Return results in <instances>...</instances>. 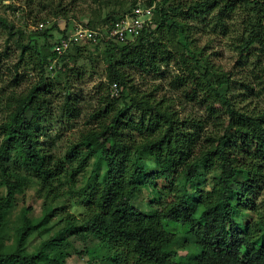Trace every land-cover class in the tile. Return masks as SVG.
Masks as SVG:
<instances>
[{
	"label": "rangeland",
	"instance_id": "rangeland-1",
	"mask_svg": "<svg viewBox=\"0 0 264 264\" xmlns=\"http://www.w3.org/2000/svg\"><path fill=\"white\" fill-rule=\"evenodd\" d=\"M194 1L170 0L166 4L173 7L178 3L183 11L178 14L170 11V21L163 26L154 24L145 42H135L129 48V51L143 53L136 60H129L126 52L118 48L107 51L106 44L85 45L78 56L71 53L49 72L47 67L53 59L46 67L40 56L48 55L49 47L62 36L61 31L71 34L78 27L108 29L114 19L130 11L134 4L144 5L148 0H0V18L6 24L0 26V142L3 127L19 113L43 76L45 89L42 85L37 90L39 97L29 100L33 110H27L25 114L30 120L36 112L39 146L49 156L50 167L58 172L52 186L44 188L34 180L16 194L2 236L5 246L12 244L22 215L37 221L47 208L55 213L46 226L29 234L25 242L28 253L36 252L42 242L61 229L66 218L80 222L89 216L84 200L86 196L95 197L97 180L90 178L93 158L79 155L84 153L87 138L93 132L98 133L101 125H108L117 111L122 110L125 118L122 121L127 124H136L141 116H147L145 130L140 134L126 128L122 139L117 135L110 140L111 144L115 139L120 140L114 145L119 148L117 150L133 154L134 146L148 136L146 128L153 124L150 108H155L170 115L181 133L192 135L191 142L186 144L192 151L188 160L192 161L205 150L213 149L216 139L228 127L226 106L221 98L209 96L210 87L225 96L236 112L255 115L264 111V54L258 52L257 45L248 50L241 45L250 31L246 22L250 7L233 0L236 7L231 12L225 11L222 5L210 12L207 7L198 14V11L188 9ZM153 3L158 7L161 0ZM40 24H43L42 28ZM45 31H49L52 38L41 36ZM109 54L113 55L116 69L129 79L125 99L118 102L114 99L120 98L121 89L109 77ZM217 80L223 82L222 87ZM113 83L117 84V95L112 92ZM107 96L109 100L104 103ZM67 97L71 98L72 117L64 113ZM156 138L146 139L144 143ZM92 144L97 146V152L99 143L93 140ZM72 146H77L78 157L71 162L59 163ZM173 148L187 152L180 144ZM152 159V156H146L144 160L149 175L158 171ZM239 160L240 156L236 161ZM218 163L213 161L209 165L217 168ZM259 166L263 176L251 178L254 184L250 185L252 190L248 193V198L256 205L264 201V163L260 162ZM184 168V160L179 161L170 179L156 178L152 186L142 188L132 203L144 213L149 212L153 202L157 203L155 209L172 204L185 183ZM196 168L204 173V189L209 191L214 169ZM240 179L236 178V181ZM2 191L0 189V194ZM249 213L254 216L253 212ZM246 217L241 216V221ZM162 225L167 233L174 235L176 242L182 241L185 229L166 221ZM98 243L94 236L68 232L61 248L69 256L63 261L50 259L49 264H98V260L92 261L89 253L97 250ZM179 245H175L174 250L180 262L192 263L195 250ZM97 254L99 251L93 255Z\"/></svg>",
	"mask_w": 264,
	"mask_h": 264
},
{
	"label": "trees",
	"instance_id": "trees-1",
	"mask_svg": "<svg viewBox=\"0 0 264 264\" xmlns=\"http://www.w3.org/2000/svg\"><path fill=\"white\" fill-rule=\"evenodd\" d=\"M238 1L250 7L246 21L250 31L241 45L244 50L257 45L258 52L264 54V0ZM153 2L154 0H148L146 5ZM169 2L170 0H161L156 7L153 22L157 26H163L171 20L170 11L173 14L183 11L182 5L178 3L173 7L166 6ZM222 5L225 11L231 12L236 7V1L195 0L188 9L201 14L200 12L207 7V11H212ZM4 25H6L4 20L0 18V26ZM61 33L65 35L67 31ZM151 33V31L144 33L135 42L142 44ZM41 36L52 38L49 31L43 32ZM135 42L122 47L108 44L107 51L121 49L126 52L127 58L133 61L143 54L140 51H129ZM52 47L53 44L49 47L47 56H40L41 63H45L46 67L54 58ZM80 51L81 47H74L60 60L69 58L71 53L78 56ZM112 58L113 55L109 54L107 70L109 77L121 89L120 98L114 99L118 102L125 99L129 79L128 75L116 69ZM45 81L42 76L30 93L28 101L23 103L19 113L3 127L2 131L0 264H49L50 259L63 261L69 255L63 251L61 243L65 241V234L72 231L98 239L96 251H99V255H93L96 252L94 250L89 252L92 261L98 260V264H182L174 250L178 243L179 246L195 250L193 262L187 264H264V201L261 205H256L248 198V193L252 190L250 185L254 184L251 178L263 176L259 163H264V111L255 115L236 112L225 96L219 94L213 87L208 91L209 96L221 98L228 114V127L216 139L213 149L205 150L195 161L188 160L192 151L186 144L191 142L192 135L181 133L170 115L149 107L153 111L152 115L150 113L153 124L146 128L148 136L134 146L136 148L132 155L127 154L125 150L119 151L114 145L120 143V140L115 139L113 144L110 140L118 136L122 139L121 135L126 128L140 134L145 130L147 117L143 115L136 124H127L122 121L124 116L122 117V110H119L108 125H101L98 133L93 132L87 138L84 153L79 155L93 158L90 178L97 180L95 197L86 196L84 200V207L88 210L89 216L80 222L74 218H66L61 229L42 242L36 252L28 253L25 250V242L29 234L41 226H46L55 213L47 208L37 221L22 215L21 225L14 234L12 244L5 246L2 243V236L16 194L34 180L44 188L52 186L54 177L58 175V172L49 165V156L39 146L36 112L34 111L30 120L25 114L27 110H33L29 100L31 102L34 96L39 97L37 90ZM217 83L220 87L223 86L222 81L217 80ZM42 88L45 89L44 85ZM262 90L264 91V87ZM70 100L71 98L67 97L64 111L68 117H72L73 114L70 110ZM108 100V96L105 97L104 103ZM209 110L212 111V107ZM156 136L152 142L144 143L146 139ZM93 140L99 143L97 152V146L92 144ZM175 144H180L182 149L187 148V152L174 150ZM76 149L77 146H72L59 163L75 160L78 157ZM146 156L153 157L154 167L158 169L156 174L147 173L144 166ZM239 156L241 160L236 161ZM181 160L185 163L182 171L185 183L179 188L172 204L155 209L157 203L152 201L149 212L144 213L132 203L142 188L152 186L156 178L170 179ZM213 161L219 162L217 168L209 165ZM197 166L204 170L214 169L210 190L207 192L204 189L205 175L197 170ZM236 178L241 179L236 181ZM248 212H253L254 216H250ZM241 216L247 217L241 221ZM164 221L177 224L186 230L182 241L176 242L174 235L164 230L162 225ZM52 252L54 253L51 258Z\"/></svg>",
	"mask_w": 264,
	"mask_h": 264
},
{
	"label": "built area",
	"instance_id": "built-area-1",
	"mask_svg": "<svg viewBox=\"0 0 264 264\" xmlns=\"http://www.w3.org/2000/svg\"><path fill=\"white\" fill-rule=\"evenodd\" d=\"M155 3L151 5H134L130 11L117 17L108 29H87L78 27L71 34H65L53 43L52 53L53 61L48 65L49 72L55 70V64L74 47H83L85 45L112 44L114 46H123L141 37L144 33L150 32L154 22ZM40 28L43 24L39 25ZM112 92L117 95V85L112 84Z\"/></svg>",
	"mask_w": 264,
	"mask_h": 264
}]
</instances>
